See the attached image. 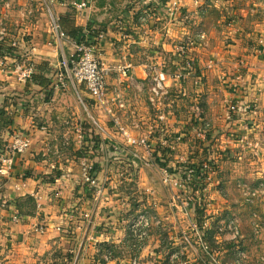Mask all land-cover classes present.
<instances>
[{
  "label": "crops",
  "instance_id": "obj_1",
  "mask_svg": "<svg viewBox=\"0 0 264 264\" xmlns=\"http://www.w3.org/2000/svg\"><path fill=\"white\" fill-rule=\"evenodd\" d=\"M214 1L217 8L220 4H226V7L235 5L237 9L242 2H210L215 3ZM82 3L87 6L79 9L78 5ZM19 4L21 5L15 6L22 9V19L9 17L12 16V9L3 16V3H0V25L7 32L2 45L5 47L16 40L18 47L15 51L18 58L34 66V74L26 82L17 73L0 66V156L11 157L10 148L18 136L28 133L31 137L27 151L15 157L12 166L5 165L0 169V231L11 235L8 242L13 244L9 255L13 264H106L104 260L107 249L117 247L127 253L132 249L127 237L129 218L124 215L122 208H111L117 203L114 200L120 194L115 179L110 176L109 163L104 158L125 156L131 148L134 149L131 147L133 144L141 146L143 150L145 146L132 143L129 137L119 133L123 129L130 133L129 122L134 121L131 115L118 125L83 85L78 89L68 83L57 86L60 74L58 65L62 54L52 44V21L59 22L67 33L64 51L69 56L74 51L73 39H80L89 29L99 26L107 34L97 48L101 60L112 64L127 56L134 67V77H129V81H172L184 92L188 84L195 80L190 77L181 82L173 78L189 59V54H182L179 48L185 40L196 39L197 34L205 32L207 41L205 39L202 44H198L195 54L189 50L192 65L194 66L193 60H197V65L203 73L206 72L207 77L216 80L227 78V81L219 84L224 92L222 96L226 107L233 95H239L237 87L240 83L236 81H242V76L237 77L229 70H232L233 62L237 59L238 62L246 61L249 72L253 73V80L250 77L246 79L245 84L248 85L239 103L247 116L253 112V121H249L253 124L250 131L259 143V148L253 150V184L263 180L264 12L253 15V20L250 13H241L244 18L242 27L253 26L252 44L248 35L242 37L238 34V30L242 29L240 26H224L221 22L206 27L208 18L201 13L203 9L195 7L193 0H181L179 9L172 7L170 0H19ZM212 44L218 45L213 53L209 50ZM162 73L165 74L164 78H161ZM125 80L128 79L123 78L120 73L112 72L108 77L110 90L119 81ZM213 82L207 81V93L211 94L208 95L209 100L215 94ZM112 96L113 94L108 95ZM199 98L191 96L192 100ZM153 100L155 105L152 109L157 111V117L160 118V98L154 97ZM138 101L151 103L150 97ZM247 106L255 110L250 111ZM147 107L145 104L134 109L141 114L140 119H136L139 127L147 132H163L165 127L169 130L170 125L151 124L150 114L146 113ZM191 107L189 112L193 114ZM114 111L116 112L115 109ZM164 116L171 118V115ZM226 121L231 127L228 131L241 132L243 120H240V116L238 118V115H234ZM78 138L79 144L85 145L82 149L88 153L96 148L97 158L94 163L91 159L75 156L73 147L78 143ZM99 139L103 142H98ZM153 146L154 153L162 148L158 142ZM233 146L237 148L235 154L240 156L237 140ZM167 147L173 149L171 144ZM211 149L213 151V147ZM149 150L153 152L151 144ZM214 155L216 153L213 157ZM243 159H247L246 155H243ZM87 161L96 166V186L100 185L104 190L101 198L95 194L96 186L88 182L82 173V165ZM148 161L147 163L145 156L140 157L139 154V159L134 160L139 168L134 177L138 180V190L144 201L158 206L154 201L157 198L156 191L142 187V172L143 167L154 169L161 162L166 164V160L153 157ZM152 174L154 176V170ZM215 180L217 183L224 181L220 173L216 174ZM217 183H211L204 193L208 194L211 189H215ZM217 192L220 191L217 189ZM26 199L33 203L30 210L19 204ZM118 204L116 205L119 207ZM223 204L226 209L234 206L224 199ZM41 229H44L43 232ZM158 237L153 232L142 251L157 250L158 246L162 249L164 244ZM124 257L126 259L125 255ZM108 262H116L115 256L112 255Z\"/></svg>",
  "mask_w": 264,
  "mask_h": 264
},
{
  "label": "rangeland",
  "instance_id": "obj_2",
  "mask_svg": "<svg viewBox=\"0 0 264 264\" xmlns=\"http://www.w3.org/2000/svg\"><path fill=\"white\" fill-rule=\"evenodd\" d=\"M193 1H195V7L203 9L201 13L205 17L207 16L206 27L212 24L218 25L221 22L224 26H240L242 29L238 31V34L242 37L248 35V39L253 44V26L242 27L244 18L241 13H250L251 20H253V15H260L264 12V0H239L242 1L238 5L239 10L235 5L226 7V4H220L217 8L216 2H210L211 0ZM0 3H3L1 8H4V11L0 8L3 16L9 14L12 9L10 11L12 16L9 17H21L22 19V9L15 6L16 4L21 5L19 0H0ZM38 7L41 6L38 5ZM42 8L45 9V7ZM29 14L32 15V13ZM46 15L49 20L48 13ZM206 36V33L203 32L197 34L196 39L185 40L190 44L193 54H195L199 43L202 44L205 39L207 41L208 36L207 38ZM259 44L261 45L260 42ZM217 48L218 45L216 44L209 46L212 53ZM210 59H212L211 56ZM196 61L193 60L192 75L185 80L187 81L192 77L195 82L189 83L185 92L172 81H161L160 84L156 80H125L119 81L118 84L111 87L109 93L113 96L109 99L118 113V122H124L131 115L134 121L129 122L131 125L130 136L149 138L153 152L151 153L146 148L143 150L141 146L133 144L131 147L134 149L131 148L125 156L104 158L109 163L110 176L115 179L120 194L114 200V203L115 201L119 203V207L116 203L111 208L117 210L122 208L125 211L123 212L124 215L129 218L127 237L131 243L129 245H132V249L128 250V253L117 247L107 249L105 255H114L116 262L109 263L105 258L106 264H129L131 255L141 258V264H264V183H260L264 181V178H261L263 180L257 184H253V152L249 150L240 151L239 147L238 150L241 153L238 156L235 154L237 148L233 146V143L244 131L247 134L251 132L246 130L248 125L245 124L253 121V112L243 118L246 122H243L244 125L242 124L240 133L228 131L231 127L226 119L238 115L241 120V114H244L243 108L240 106L239 113L228 116V110L231 107L229 105L235 95L231 100H228L226 107L225 98L222 96L224 92L222 86L219 85L221 81H227V78L216 80L213 77H207L206 72H202ZM232 67L229 72L234 73L237 77L242 76V81H236V83H240V86L237 87L239 95L236 96V99L239 97L240 100L248 85L245 84V81L249 77L253 80L251 75L253 73L249 72L244 60L238 62L237 59L233 62ZM166 69H169L168 65ZM162 71L166 72L165 69ZM229 72L227 73L228 76L230 75ZM132 77H134V72ZM132 77L130 78L132 79ZM196 77H200L198 82ZM207 81H214L215 94L212 95L211 100L208 97L211 94L207 93ZM243 82L245 86L241 88ZM199 88L201 91H198ZM190 95L200 98L192 100ZM201 95L204 97L201 98ZM145 97H150L151 103L138 101ZM154 97L160 98L158 102L162 113L160 118L157 117V111L152 109V106L155 105L152 101ZM145 104L150 110L149 112L147 109L146 113L150 114L151 124L170 125L169 130L165 127L163 132L154 130L147 132L139 127L136 119L139 120L141 114L135 112L134 109L137 106L143 107ZM190 107L193 114L189 112ZM139 111L143 112L142 109ZM164 114L171 115V118H165ZM140 122L142 124V121ZM249 124L251 130L253 124L251 122ZM119 133L124 136L123 131L120 130ZM77 142L73 147L75 148V156L91 159L94 163L97 158L96 148L92 149V153H88L82 149L85 145L79 144V138ZM98 142L102 143L103 141L99 139ZM157 142L162 148L154 153L153 145ZM71 144L74 145V142ZM169 144L173 146V149L170 150L167 147ZM214 153L216 155L213 157ZM139 154L140 157L145 156L147 163L149 162L148 159L153 157L166 160V164L161 162L154 169L143 167L142 172V187L156 191L155 197L157 198L154 201L158 203V206L150 204L151 202L147 200L144 201L138 190V180L135 179L134 174L139 168L134 160L139 159ZM243 155H246V160L243 159ZM208 160H215L217 174L220 173V177L224 181L217 183L218 181L214 177L211 183H217L215 189H211L208 194L206 192L202 194L207 211L193 210V208L186 206L188 193L183 191V187L178 190L174 183L182 177L181 171L186 167ZM248 161L251 162L248 163ZM87 162L89 163V161ZM170 162H174V164ZM217 189L220 192H217ZM223 199L232 202L234 206L230 209L224 208ZM19 204L29 210L33 207V203L29 199L21 201ZM133 225L136 226L134 230H132ZM153 232L159 236L158 238L164 247L160 249L158 246L157 250L142 251L149 242L147 241L150 238L148 236H152ZM7 234L0 231V264H13L11 262L12 257L9 256L13 244L8 242L11 235L10 233ZM143 252L144 255H142ZM124 255L126 259H124ZM123 260L127 262H122ZM57 263L60 262H54V264Z\"/></svg>",
  "mask_w": 264,
  "mask_h": 264
},
{
  "label": "built area",
  "instance_id": "obj_3",
  "mask_svg": "<svg viewBox=\"0 0 264 264\" xmlns=\"http://www.w3.org/2000/svg\"><path fill=\"white\" fill-rule=\"evenodd\" d=\"M181 0H170V4L174 8H180ZM87 6L86 3L78 5L79 9H83ZM121 24L122 22L119 21ZM52 35L54 44L59 51H61L62 58L59 63V81L57 86H65L66 83L70 84L74 88L78 89L80 86H84L86 91L95 99L101 106L104 107L105 111L111 116V118L118 124L117 113L113 109V105L108 97L110 95L108 77L112 72L116 71L121 74L125 79L129 80V77H132L133 73V64L129 61L127 56H125L121 61H115L112 64L107 63V61L101 60L97 54V48L100 43L106 38L107 34L104 29L99 26H95L89 29L86 34L80 39H73L74 42V51L72 53L66 54L64 51L65 42L68 39L67 33L64 31L62 25L59 22L52 21L51 24ZM239 31V30H238ZM7 32L5 27L0 25V42L3 43L6 40ZM18 47V42L14 40L12 43H9L2 49V55L0 56V66L4 67V70L13 71L18 74L19 78L23 81H28L32 78L34 74V66L29 64L25 60H20L16 54L15 49ZM190 44L183 42L179 48L180 52L184 55H188V62L184 68L178 70L173 76L184 82L193 72L192 58L190 57ZM188 53V54H187ZM241 68V67H240ZM241 70H243L241 68ZM164 73L161 74V78H164ZM131 79V78H130ZM184 80V81H183ZM197 82L200 80V77H196ZM161 81L158 83L161 84ZM243 86L241 88H244ZM230 102V109L228 110V116L233 113H239V97L236 99V96L233 97ZM154 102V100L152 99ZM248 110L254 111L255 108L248 107ZM241 120L246 122L243 118H246L247 114H241ZM245 125H248L247 131L250 132L249 122ZM124 134L129 137L130 142L137 143L145 146L149 150L150 141L148 138H133L124 130ZM240 151L259 148L258 140L252 136L251 132L247 134L245 131L237 139ZM31 142V137L28 133H23L18 136L13 146L10 148L11 157L3 158L0 156V168L1 166H11L14 163V158L23 154L27 151ZM256 149V150H257ZM217 163L215 160L199 162L196 165L186 167L181 171L182 177L177 179L174 183L175 187L178 190H181L180 187H183V191L188 193V200L186 201V206L193 208V210H203L207 211L206 203L203 197V193L206 188L211 184L213 178L217 174ZM4 169V168H2ZM97 171L94 164H89L84 162L82 165V173L84 177L92 185L97 184V176L95 172ZM95 194L98 198L104 196V190L102 186L95 187ZM201 193V194H200ZM202 195V197H199ZM143 218V217H141ZM148 225V223H147ZM136 228L135 225L132 226V230ZM152 228V227H151ZM150 228V229H151ZM44 229H41L43 232ZM150 237V236H148ZM112 258L111 254L106 255V261ZM129 264H141V258L132 257Z\"/></svg>",
  "mask_w": 264,
  "mask_h": 264
},
{
  "label": "trees",
  "instance_id": "obj_4",
  "mask_svg": "<svg viewBox=\"0 0 264 264\" xmlns=\"http://www.w3.org/2000/svg\"><path fill=\"white\" fill-rule=\"evenodd\" d=\"M4 48V45H2V43L0 42V56L2 55V49ZM170 238V237H169Z\"/></svg>",
  "mask_w": 264,
  "mask_h": 264
}]
</instances>
